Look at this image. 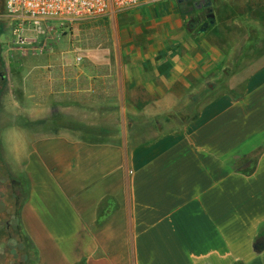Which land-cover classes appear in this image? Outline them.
I'll use <instances>...</instances> for the list:
<instances>
[{
  "label": "crops",
  "instance_id": "0c3cea01",
  "mask_svg": "<svg viewBox=\"0 0 264 264\" xmlns=\"http://www.w3.org/2000/svg\"><path fill=\"white\" fill-rule=\"evenodd\" d=\"M173 1L34 25L1 0L0 229L18 189L33 244L13 264H264V0L207 27Z\"/></svg>",
  "mask_w": 264,
  "mask_h": 264
},
{
  "label": "built area",
  "instance_id": "2783aa9c",
  "mask_svg": "<svg viewBox=\"0 0 264 264\" xmlns=\"http://www.w3.org/2000/svg\"><path fill=\"white\" fill-rule=\"evenodd\" d=\"M164 0H4L3 10L6 16L20 21L29 20L38 25L41 20L50 17L83 18L104 15L109 3L117 8L137 6L141 2ZM22 23L12 28L16 42H22Z\"/></svg>",
  "mask_w": 264,
  "mask_h": 264
},
{
  "label": "rangeland",
  "instance_id": "374dc122",
  "mask_svg": "<svg viewBox=\"0 0 264 264\" xmlns=\"http://www.w3.org/2000/svg\"><path fill=\"white\" fill-rule=\"evenodd\" d=\"M176 1L177 0H174L173 2H176ZM188 1H190V0H184L183 4L185 2H188ZM212 2H213V4H215L217 6L216 12L218 14V18L217 19L219 20V22H221V19H224V18L227 17V9L230 6L238 7L241 11L244 8L243 7V0H212ZM0 7H1V0H0ZM190 7L194 8L193 5H192V2L189 3V6H186V8H190ZM221 8L223 9V11L221 10ZM5 34H7V36L10 35V33L8 31H5ZM241 66H242V64L239 65V67H241ZM241 75H239V77ZM229 77H233L236 80L238 78L237 75L221 74L216 79V85L215 86H216V89H217L218 92L226 90V88H227V78H229ZM192 113H193V110L190 113H188V115L186 117H189V115H192ZM155 127L156 128L154 129V131H155L154 133L156 134L158 132V128H157V126H155ZM168 127L171 128V125H168V126L164 127V130H166ZM144 136H145V134H144ZM18 193H19L18 189L12 188V195L14 194V196H16ZM15 210H16V208H15ZM2 220H3L2 221L3 224L0 223V225L2 224V226H5L4 221H6V218H3ZM9 220L12 222L10 224L11 229H8V231L6 230L5 227H2L0 229V248H1L0 250H2L4 252V254H5L4 258H2L3 254L0 255V257H1L0 258V264H13L14 261H17L18 260V255H20V254H19V251H18V248H17L16 245H18V243L20 241V238H21V241H23L21 234H19V231H17V230L12 228L16 224L15 217L11 216ZM24 244L26 245L25 242H24ZM27 247H28V244H27ZM7 248H9L10 250H8ZM15 253H17V256H16L17 258H14ZM30 253L32 254V252H30ZM27 257H30V256H26V258Z\"/></svg>",
  "mask_w": 264,
  "mask_h": 264
},
{
  "label": "trees",
  "instance_id": "16d2710c",
  "mask_svg": "<svg viewBox=\"0 0 264 264\" xmlns=\"http://www.w3.org/2000/svg\"><path fill=\"white\" fill-rule=\"evenodd\" d=\"M169 117H170L171 119H174L176 116H175L174 114H171V115H169ZM182 119H183V118H182ZM38 123H43V121L29 122V123H26V125H30V126H32V125H34V124H38ZM152 124H153V123L149 122V123H145L144 126H151ZM253 169H254V167L252 166V167H250V168H248V169H245L244 172H245L246 174H249V173H251V172L253 171ZM20 202H21V195L19 196V193H18V194L16 195V216H17V220H16V221H17V222H16V224H15V227H16L18 230L21 231L20 223H19V220H18V219H19V218H18V214H19L18 209H19ZM21 235H22L23 242L26 243V246H27V244H28V248H29V247L33 248V244H32V242L30 241V239L28 238V236H27L25 233H21ZM32 259H33L34 261H36V259H37L36 255H35V256L32 255Z\"/></svg>",
  "mask_w": 264,
  "mask_h": 264
},
{
  "label": "flooded vegetation",
  "instance_id": "af4514ba",
  "mask_svg": "<svg viewBox=\"0 0 264 264\" xmlns=\"http://www.w3.org/2000/svg\"><path fill=\"white\" fill-rule=\"evenodd\" d=\"M191 2L195 9L202 8V10L199 13H197V17H200L206 20L205 22H208L209 19L207 15L213 11L212 0H191Z\"/></svg>",
  "mask_w": 264,
  "mask_h": 264
},
{
  "label": "water",
  "instance_id": "95a60500",
  "mask_svg": "<svg viewBox=\"0 0 264 264\" xmlns=\"http://www.w3.org/2000/svg\"><path fill=\"white\" fill-rule=\"evenodd\" d=\"M180 1H181V0H180ZM207 17H208L209 21L203 23V26H204V27H207L208 24H213L214 21H215V14H214L213 11L210 12V13L207 15ZM202 30H204V28H203ZM209 86L212 87L213 85H212V84H211V85L209 84Z\"/></svg>",
  "mask_w": 264,
  "mask_h": 264
}]
</instances>
